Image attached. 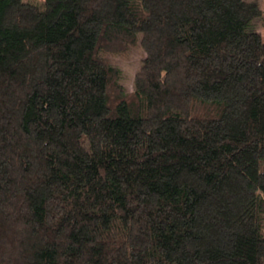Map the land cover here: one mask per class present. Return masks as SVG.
Listing matches in <instances>:
<instances>
[{
  "label": "trees",
  "instance_id": "1",
  "mask_svg": "<svg viewBox=\"0 0 264 264\" xmlns=\"http://www.w3.org/2000/svg\"><path fill=\"white\" fill-rule=\"evenodd\" d=\"M258 19L251 0H0V264H264Z\"/></svg>",
  "mask_w": 264,
  "mask_h": 264
},
{
  "label": "rangeland",
  "instance_id": "2",
  "mask_svg": "<svg viewBox=\"0 0 264 264\" xmlns=\"http://www.w3.org/2000/svg\"><path fill=\"white\" fill-rule=\"evenodd\" d=\"M29 1L35 2L39 4L40 6H43V3H44V0H29ZM251 1H257L258 3H260L261 7L264 10V0H251ZM254 24H255L254 26L256 27V29H259L260 31H262L263 36H264V27L261 26L260 19L255 20ZM139 56L140 54H136V55L132 54L130 58L124 59L122 61L123 68L125 69V72L127 74L126 83L128 84L130 89L133 88L132 81H133L134 72L138 66Z\"/></svg>",
  "mask_w": 264,
  "mask_h": 264
}]
</instances>
